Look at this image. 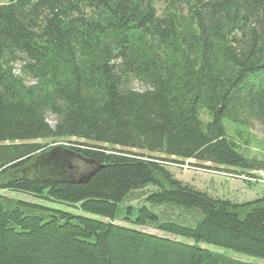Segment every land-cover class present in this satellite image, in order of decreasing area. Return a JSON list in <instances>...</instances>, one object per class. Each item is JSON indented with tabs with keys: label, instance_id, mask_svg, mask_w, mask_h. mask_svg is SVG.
<instances>
[{
	"label": "trees",
	"instance_id": "obj_1",
	"mask_svg": "<svg viewBox=\"0 0 264 264\" xmlns=\"http://www.w3.org/2000/svg\"><path fill=\"white\" fill-rule=\"evenodd\" d=\"M224 120L264 130V0L0 3V191L95 217L0 193V264H259L225 250L264 260V197L215 198L167 169L264 173ZM58 149L92 174L45 163Z\"/></svg>",
	"mask_w": 264,
	"mask_h": 264
},
{
	"label": "rangeland",
	"instance_id": "obj_2",
	"mask_svg": "<svg viewBox=\"0 0 264 264\" xmlns=\"http://www.w3.org/2000/svg\"><path fill=\"white\" fill-rule=\"evenodd\" d=\"M8 1L9 0H0L1 3H6ZM19 66L20 65L18 64L15 65L16 69L13 70V73L20 75V71L18 69ZM130 86L136 91H143L148 88L137 79L131 80ZM199 116L204 122H207L210 119L206 110L204 109L199 110ZM47 121L50 125H53L54 117L49 115L47 117ZM223 124L226 127L227 134L240 145V150L244 153V155L248 157H255L259 160H264V130L257 122L251 123L250 126H239L232 124L228 120H224ZM72 140L76 139L72 138ZM39 141L40 143H48L49 145L52 144L50 143L52 140ZM60 141L61 144H64V140ZM190 163H194V161L187 160L182 165L168 163L167 169L174 175L176 179L190 184L199 190L205 191L215 198L228 199L234 203H243L264 197V173L262 171L253 173L256 175L255 178L252 177V175H246V173H240L237 171L231 172V170L224 168L217 170L199 167L197 168L191 166ZM151 189L153 188L149 186L141 192H136L133 196L134 199L128 201L127 204L139 205L142 202L144 193ZM0 193L10 198L24 200L45 207L95 218L94 215H89L88 213L81 212L78 209H74L60 203L42 201L25 193L11 191H0ZM161 209L162 208L159 210ZM163 211V213H165V215L170 218H178L179 212L176 210L163 209ZM140 229L147 232L156 233L155 231L144 227H141ZM225 251L235 258L264 264L263 259L244 255L241 257L242 255H237L232 251Z\"/></svg>",
	"mask_w": 264,
	"mask_h": 264
},
{
	"label": "water",
	"instance_id": "obj_3",
	"mask_svg": "<svg viewBox=\"0 0 264 264\" xmlns=\"http://www.w3.org/2000/svg\"><path fill=\"white\" fill-rule=\"evenodd\" d=\"M50 159H53L52 164L60 168L64 175L72 180L81 182L92 174L89 170L84 171V163L79 157L73 156L64 150L51 151L44 162L50 163Z\"/></svg>",
	"mask_w": 264,
	"mask_h": 264
},
{
	"label": "crops",
	"instance_id": "obj_4",
	"mask_svg": "<svg viewBox=\"0 0 264 264\" xmlns=\"http://www.w3.org/2000/svg\"><path fill=\"white\" fill-rule=\"evenodd\" d=\"M1 3V2H0Z\"/></svg>",
	"mask_w": 264,
	"mask_h": 264
}]
</instances>
